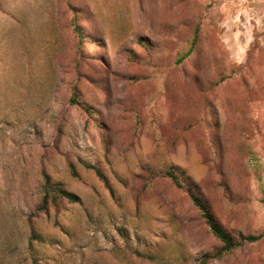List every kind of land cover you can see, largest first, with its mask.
<instances>
[{
	"label": "rangeland",
	"instance_id": "obj_1",
	"mask_svg": "<svg viewBox=\"0 0 264 264\" xmlns=\"http://www.w3.org/2000/svg\"><path fill=\"white\" fill-rule=\"evenodd\" d=\"M0 264H264V0H0Z\"/></svg>",
	"mask_w": 264,
	"mask_h": 264
},
{
	"label": "trees",
	"instance_id": "obj_2",
	"mask_svg": "<svg viewBox=\"0 0 264 264\" xmlns=\"http://www.w3.org/2000/svg\"><path fill=\"white\" fill-rule=\"evenodd\" d=\"M163 173L167 177L171 178L174 183H176L179 186H182V184L180 182V171H178L175 168H170V169H167L166 171H164ZM50 190L53 191L54 193H57L60 197L67 199L69 202H72V203H79L80 202V198L76 194L65 190L64 188L61 187L60 184H56V185L52 186V189H50ZM193 204L200 211L201 215L205 219L206 223L209 225L214 236L217 239H219L221 241V243L223 244L221 249H219L216 252L215 256L217 258L224 256L225 254L231 252L232 250H234L238 246H241L244 243H253V242H256L262 238L261 234L260 235H250L247 237H242L240 239V241H236L235 238L230 233H228L220 225V223L217 221L216 217L212 213L207 202H205L204 200H202L198 197H194L193 198ZM135 253L138 256H141V257L144 256L139 251H135Z\"/></svg>",
	"mask_w": 264,
	"mask_h": 264
}]
</instances>
